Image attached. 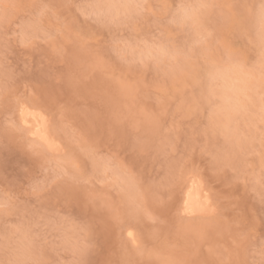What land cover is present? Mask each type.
<instances>
[{
	"label": "rangeland",
	"instance_id": "rangeland-1",
	"mask_svg": "<svg viewBox=\"0 0 264 264\" xmlns=\"http://www.w3.org/2000/svg\"><path fill=\"white\" fill-rule=\"evenodd\" d=\"M0 264H264V0H0Z\"/></svg>",
	"mask_w": 264,
	"mask_h": 264
},
{
	"label": "bare ground",
	"instance_id": "bare-ground-1",
	"mask_svg": "<svg viewBox=\"0 0 264 264\" xmlns=\"http://www.w3.org/2000/svg\"><path fill=\"white\" fill-rule=\"evenodd\" d=\"M31 117L32 119H29ZM43 116H37L36 114L32 112H26L24 113L23 119L27 123H24L26 125L33 126V134L40 137L42 140H47V136L43 133V128L46 126V120L45 118H42ZM207 209V203L204 202L201 193L197 186H191L189 190L186 193L185 198V211L188 213H200L204 212Z\"/></svg>",
	"mask_w": 264,
	"mask_h": 264
}]
</instances>
